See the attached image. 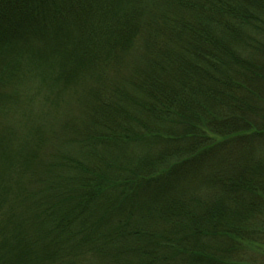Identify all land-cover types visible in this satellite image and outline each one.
<instances>
[{
	"label": "trees",
	"instance_id": "trees-1",
	"mask_svg": "<svg viewBox=\"0 0 264 264\" xmlns=\"http://www.w3.org/2000/svg\"><path fill=\"white\" fill-rule=\"evenodd\" d=\"M0 264H264V0H0Z\"/></svg>",
	"mask_w": 264,
	"mask_h": 264
}]
</instances>
